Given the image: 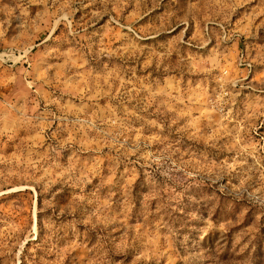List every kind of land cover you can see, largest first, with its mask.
I'll return each mask as SVG.
<instances>
[{
    "label": "rangeland",
    "instance_id": "obj_1",
    "mask_svg": "<svg viewBox=\"0 0 264 264\" xmlns=\"http://www.w3.org/2000/svg\"><path fill=\"white\" fill-rule=\"evenodd\" d=\"M0 264H264V0H0Z\"/></svg>",
    "mask_w": 264,
    "mask_h": 264
}]
</instances>
